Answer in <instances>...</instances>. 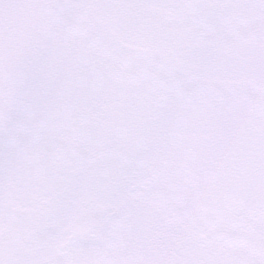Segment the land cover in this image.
Here are the masks:
<instances>
[{
  "label": "snow or ice",
  "instance_id": "1",
  "mask_svg": "<svg viewBox=\"0 0 264 264\" xmlns=\"http://www.w3.org/2000/svg\"><path fill=\"white\" fill-rule=\"evenodd\" d=\"M0 264H264V0H0Z\"/></svg>",
  "mask_w": 264,
  "mask_h": 264
}]
</instances>
